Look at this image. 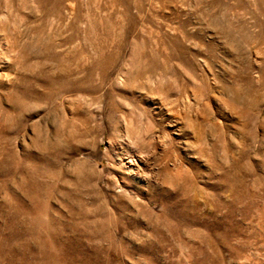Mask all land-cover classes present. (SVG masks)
<instances>
[{
	"label": "rangeland",
	"instance_id": "1",
	"mask_svg": "<svg viewBox=\"0 0 264 264\" xmlns=\"http://www.w3.org/2000/svg\"><path fill=\"white\" fill-rule=\"evenodd\" d=\"M0 264H264V0H0Z\"/></svg>",
	"mask_w": 264,
	"mask_h": 264
}]
</instances>
